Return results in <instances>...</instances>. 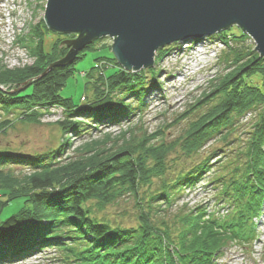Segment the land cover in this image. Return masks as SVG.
Returning <instances> with one entry per match:
<instances>
[{
    "label": "trees",
    "instance_id": "1",
    "mask_svg": "<svg viewBox=\"0 0 264 264\" xmlns=\"http://www.w3.org/2000/svg\"><path fill=\"white\" fill-rule=\"evenodd\" d=\"M62 35L42 19L22 37L34 63L11 69L0 65V108L5 114L18 112L19 121L40 125L46 113L61 107L64 118L56 124L66 138L56 150L41 154L0 151V211L21 200L20 209L0 221V264L18 263L52 245L67 264H220L232 245L249 252L257 237L255 220L264 206V56L248 43L249 34L230 27L215 34L226 46L218 57V73L209 79L201 98L154 133L136 128L134 118L146 110L149 92L161 87V71L156 66L129 71L112 54L109 59L104 56L84 76L87 86L97 91L94 99L76 102L62 94L78 74L76 64L108 46L89 43L73 64L56 66L41 76L67 54ZM169 51L160 49L158 59ZM253 111L258 118L233 158L214 149L175 178L168 177V156L176 147L188 157L200 154L210 141L228 140L236 118ZM187 119L184 135L167 142L165 129ZM12 124L10 118L0 120V132ZM116 125L119 133L106 130ZM94 130L102 137L92 136ZM71 134L87 139L67 156ZM20 168L24 172H18ZM208 175L217 203L222 209L229 207L228 214L197 206L169 224L166 214H160L164 207H171L178 194ZM155 178L161 179V186L146 199L141 190L152 187ZM126 196L136 200V227L92 216L93 207L102 211Z\"/></svg>",
    "mask_w": 264,
    "mask_h": 264
},
{
    "label": "rangeland",
    "instance_id": "2",
    "mask_svg": "<svg viewBox=\"0 0 264 264\" xmlns=\"http://www.w3.org/2000/svg\"><path fill=\"white\" fill-rule=\"evenodd\" d=\"M47 2L48 0H0V65L11 69L22 68L34 63L35 58L29 53L27 42H22V37L26 36L30 27L35 26L42 19L45 22L44 10L47 7ZM230 28H232L234 32L241 29L238 24H233ZM217 33L198 39L193 38L165 45L162 48L169 49L170 51L169 55L163 60H159L157 57L159 55L158 51L162 48L157 50L155 54L156 63H154L152 67L158 64L157 68L159 67L161 71V75L158 78L161 87H154L149 92L146 97V110L143 113H138L134 118V123H137L136 128L142 126L145 130H148V133H154L157 128L169 125L175 118L181 115L190 104H193L197 98L202 97L201 92L205 87L209 86V79L218 73V71H216L218 70L216 67V64L219 63L218 57L221 51L226 47L215 37ZM62 34L61 37L64 40L63 45L67 47L68 53L75 41H70L72 37L67 36L69 33ZM48 39L51 41L52 38ZM53 39L55 40L56 37H53ZM101 39L100 43H104L103 45L108 47L98 52L88 53L87 56L81 59L76 64V73H78L76 78L68 80V84L62 90L63 95L71 96L76 102H89L94 99L95 92L97 91L92 84L87 86L85 82L87 77L84 78V76H87L91 72L92 67H94L96 63L98 64V62L100 63L104 60V56L107 55L105 54L106 52L114 56L112 46L115 39L107 36ZM248 43H252L257 49V43L252 37ZM85 48L86 46L78 51L74 58L70 59L64 65L73 64ZM117 61L122 65L118 59ZM55 63L56 61L52 64ZM54 67L56 66H53V68ZM98 67L101 69V67H105V65L103 64ZM143 69L148 70V68ZM95 74V76H97V71ZM63 111L61 107H54V110L45 114L42 118V124L39 125L19 121L17 116L18 112L6 115L4 110L0 108V120L9 118L13 120V124L5 133L0 132V151H10L18 155H33L56 150L63 138H65L56 124L57 120L64 118ZM257 114V111H253L242 117L236 118L235 129L233 128L234 130L228 140L214 139L210 141L208 147L200 154L188 157L179 147H176L168 156V177L170 179L175 178L176 173L182 168H184V170L191 168L193 165L197 164L198 161L203 159L208 152L214 149L225 150L228 156L233 158L237 154V149L245 144L249 135L248 133L252 130L253 124L258 118ZM79 116H77L76 119L83 117ZM192 116L195 115L193 114L190 117ZM188 123L189 120L187 119L179 124L166 128L165 140L167 142H172L182 137L188 128ZM119 128L120 127L116 125L106 130L119 133ZM92 132V136L102 137V133L95 130ZM76 137L75 134H71L70 136L71 145L66 149L67 156H73L74 150L87 139ZM232 149L235 150V153ZM230 150L232 151L230 152ZM221 155L223 154L219 152L220 157ZM216 159L217 155L212 158L213 161ZM24 170L23 168L17 169L18 172H24ZM209 178V175L205 176L195 188L188 189L178 194L174 204H172L171 207H164V210L159 213L161 215L166 214L167 221L171 225L176 224L178 219L177 216L182 212L197 206H205L210 209V211L216 209L219 215L228 214L230 211L229 207L221 209V206L217 203V197H214L215 190L212 189L213 187L211 185H208ZM160 186L161 179L155 178L152 187L142 189L141 195L149 199L150 192L155 193ZM91 203L93 202H89L88 205ZM20 207L21 200L12 201L9 204L3 205L0 211V221H4L6 218L10 217V215L17 212ZM137 210L138 207L136 206L135 198L126 196L120 198L116 203L107 205L102 211L93 207L91 214L98 220L104 219L112 224L136 227ZM256 227L259 237L253 243V246L249 247V252L245 250L246 252L243 254L244 251L239 246L232 245L225 251V255L222 256L219 263L264 264V211L262 217L256 221ZM52 246L43 248L44 250L33 257L24 259L18 263L8 264H67L62 261L63 255L60 250H58L57 246Z\"/></svg>",
    "mask_w": 264,
    "mask_h": 264
},
{
    "label": "water",
    "instance_id": "3",
    "mask_svg": "<svg viewBox=\"0 0 264 264\" xmlns=\"http://www.w3.org/2000/svg\"><path fill=\"white\" fill-rule=\"evenodd\" d=\"M45 22L54 31L79 33L64 65L97 37H114L115 57L129 71L152 67L158 49L213 35L238 24L264 56V0H48Z\"/></svg>",
    "mask_w": 264,
    "mask_h": 264
},
{
    "label": "bare ground",
    "instance_id": "4",
    "mask_svg": "<svg viewBox=\"0 0 264 264\" xmlns=\"http://www.w3.org/2000/svg\"><path fill=\"white\" fill-rule=\"evenodd\" d=\"M44 12H46V9L44 10ZM46 24V23H45ZM46 26L48 27V25L46 24ZM49 28V27H48ZM69 34H73V35H75V38L76 37H80V34L79 33H69ZM103 38V37H102ZM113 39H114V37H112ZM102 39H101V37H97V38H95L94 39V41L93 42H97V45H101L102 43H100V41H101ZM92 43V42H91ZM87 45H89V43H87L85 46H87ZM105 54H107V55H105V56H107L106 58L107 59H109V57H110V55L106 52ZM115 56V55H114ZM116 58V57H115ZM154 63H156V61H154ZM158 65V64H157ZM157 65H156V68H157ZM148 69H149V67H147ZM157 70H159V67L157 68ZM160 71V70H159ZM134 72H136V71H134ZM150 78V77H149Z\"/></svg>",
    "mask_w": 264,
    "mask_h": 264
}]
</instances>
